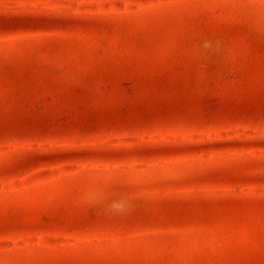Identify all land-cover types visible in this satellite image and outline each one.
Instances as JSON below:
<instances>
[{
	"label": "rangeland",
	"instance_id": "rangeland-1",
	"mask_svg": "<svg viewBox=\"0 0 264 264\" xmlns=\"http://www.w3.org/2000/svg\"><path fill=\"white\" fill-rule=\"evenodd\" d=\"M0 264H264V0H0Z\"/></svg>",
	"mask_w": 264,
	"mask_h": 264
}]
</instances>
